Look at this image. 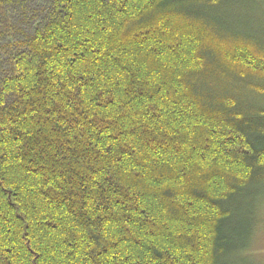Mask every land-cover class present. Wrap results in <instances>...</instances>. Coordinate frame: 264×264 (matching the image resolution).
I'll list each match as a JSON object with an SVG mask.
<instances>
[{"label":"trees","instance_id":"trees-1","mask_svg":"<svg viewBox=\"0 0 264 264\" xmlns=\"http://www.w3.org/2000/svg\"><path fill=\"white\" fill-rule=\"evenodd\" d=\"M243 1L0 0V264L240 261L264 189Z\"/></svg>","mask_w":264,"mask_h":264},{"label":"rangeland","instance_id":"rangeland-1","mask_svg":"<svg viewBox=\"0 0 264 264\" xmlns=\"http://www.w3.org/2000/svg\"><path fill=\"white\" fill-rule=\"evenodd\" d=\"M241 3L244 6L231 4L232 10L230 18L227 19L229 20L228 23L238 31L244 32L246 26L252 24L253 31L263 32L264 3L255 4L251 0ZM251 17L254 18L252 22H250ZM255 195L256 198L253 193V198L247 195L246 199H239L238 203L240 206L241 202V206L236 208L230 222L231 226L233 222L237 224L233 228L236 229L233 234L237 232L235 237L241 239L247 245V248L238 256L240 261L235 264H264V189H257ZM238 235L240 236L238 237Z\"/></svg>","mask_w":264,"mask_h":264}]
</instances>
